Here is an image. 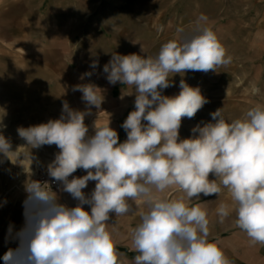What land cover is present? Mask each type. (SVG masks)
<instances>
[{
	"label": "clouds",
	"instance_id": "1",
	"mask_svg": "<svg viewBox=\"0 0 264 264\" xmlns=\"http://www.w3.org/2000/svg\"><path fill=\"white\" fill-rule=\"evenodd\" d=\"M206 25L207 17L201 15L193 34L169 40L156 55L147 54L141 45L140 54L113 53L103 66L109 85L120 83L131 89L127 95H135L134 110L121 125L127 134L124 142L110 120H96L90 134L85 118L104 102L103 90L90 82L72 86L82 94L84 110L63 101L59 118L17 128L22 146L32 150L55 145L59 151L46 166L50 182L31 179L30 165L24 223L19 230L9 225L5 242L16 247L3 254V264H127L107 225L110 214L124 216L133 203L147 210L131 229L132 245L139 253L131 264H231L218 242L209 240L207 211L199 204L190 206L201 194L219 196L222 186L232 204L220 203L219 221L234 212L236 225L250 241L264 244V105L256 104L245 118L231 123L217 109L210 113L214 122L196 125L192 136L181 139L182 119L194 118L209 101L183 78L178 94H162L177 74H207L231 63ZM98 67V60L90 64L93 70ZM92 75L86 72L80 79ZM0 127H6L2 121ZM19 148L0 132V164L23 159ZM28 159L36 157L31 152ZM78 169L86 175L74 176ZM210 174L215 179L210 180ZM89 182L95 187L86 193ZM171 188L184 195H161ZM58 193L69 194L75 206L61 203Z\"/></svg>",
	"mask_w": 264,
	"mask_h": 264
},
{
	"label": "rangeland",
	"instance_id": "2",
	"mask_svg": "<svg viewBox=\"0 0 264 264\" xmlns=\"http://www.w3.org/2000/svg\"><path fill=\"white\" fill-rule=\"evenodd\" d=\"M201 15L207 17L206 26L232 59L215 72H189V85L199 87L209 102L194 118L182 119L181 139L192 136L196 125L214 122L210 113L217 109L231 123L245 118L256 104L264 105V0H0V121L6 126L0 132L10 138L14 149L20 146L23 157L28 159L31 152L36 157L32 162L28 159L31 179L59 149L22 146L25 142L17 134L18 127L59 118L63 101L84 110L82 94L72 91L77 84L94 83L103 90L105 102L113 86L101 71L113 53L140 54L141 45L146 49L157 38L191 35ZM94 60L99 61L95 70L90 68ZM86 72L93 75L81 80ZM96 120L107 122L104 111L92 109L85 118L90 134ZM23 160L0 164V199L17 201L23 194L26 198L24 184L29 175L19 176ZM78 173L86 175L80 169ZM209 179L215 177L210 174ZM222 189L219 196L206 198H229L231 205L228 189ZM133 212L126 215L134 216ZM121 219L110 214L107 226L113 228ZM208 219L210 235L223 231L222 238L209 240L218 242L231 264H264V244H253L236 225L235 215L223 223L218 217ZM120 254L131 264L139 253Z\"/></svg>",
	"mask_w": 264,
	"mask_h": 264
},
{
	"label": "crops",
	"instance_id": "3",
	"mask_svg": "<svg viewBox=\"0 0 264 264\" xmlns=\"http://www.w3.org/2000/svg\"><path fill=\"white\" fill-rule=\"evenodd\" d=\"M173 32V31H172ZM167 38H160L162 40L155 39L152 46L145 49L146 53L149 55H156L161 47L162 44L168 42L169 40H179V37L176 36V34H169L166 35ZM103 73V70L101 71ZM188 76L189 72L185 73L183 77L181 75L177 74L173 76L171 79L173 81V86L165 89L163 91V95L166 96H174L179 93V82L183 78L188 83ZM189 84V83H188ZM131 89H129L125 85H121L120 83H117L115 86H113L108 93L109 96L107 97L106 101L103 102L101 105V108L98 111H104L105 117L107 118V121L110 120L111 125H113L114 129L117 131L119 135L120 142H124L127 139V134L125 130L121 127L124 120L127 118V115L130 111L134 110V100L135 95H127ZM121 96H123V99H121ZM94 110H97L93 108ZM106 122V120H105ZM95 187V182H89L88 187L84 189L86 193H90ZM223 190V189H222ZM60 196V202L66 203L68 206H75L76 201H74L71 196L67 193H58ZM162 195L165 196H174L175 198L184 195L179 189L177 188H171L166 190V192ZM208 197V196H207ZM210 197V196H209ZM212 198V196H211ZM207 199L206 196H203L201 194L200 200H195L193 198V201L191 202V205L199 204L204 210L207 211L208 217L217 218L216 209L218 208V202L219 203H227L230 204L229 198L223 199V197L220 200L214 201V199ZM25 200V195L21 196L17 201H11L8 199H0V264H3V254L8 250L9 247H16V244L13 243H6L5 237L8 233L9 225H14L16 230H19L23 223H24V217H23V201ZM6 201V203H3ZM141 207L143 210L141 211ZM86 210L90 209L88 206H85ZM147 210V206L144 204H136L133 203V210L134 216H127L124 215V220H119L116 226L108 227L107 230L112 234L113 242L115 245L116 250L119 253L124 254H132V253H138L135 248L132 245V238H131V229H133L139 222H140V213ZM139 211V212H138ZM232 215H235L233 212ZM132 217V218H131ZM127 219V220H126ZM127 222V225L125 224ZM212 227V225L210 226ZM211 231H216L214 229H211ZM114 232V233H113ZM223 231L221 230L220 234H212L209 236L211 239L216 238H222Z\"/></svg>",
	"mask_w": 264,
	"mask_h": 264
},
{
	"label": "built area",
	"instance_id": "4",
	"mask_svg": "<svg viewBox=\"0 0 264 264\" xmlns=\"http://www.w3.org/2000/svg\"><path fill=\"white\" fill-rule=\"evenodd\" d=\"M73 175L74 176H79L78 170ZM35 180L49 181L50 182V177H48V175H47L46 167L45 168H41V166H40L38 168V173H37V176L35 177ZM52 188H53V191H57L58 190V185L53 183L52 184Z\"/></svg>",
	"mask_w": 264,
	"mask_h": 264
},
{
	"label": "bare ground",
	"instance_id": "5",
	"mask_svg": "<svg viewBox=\"0 0 264 264\" xmlns=\"http://www.w3.org/2000/svg\"><path fill=\"white\" fill-rule=\"evenodd\" d=\"M19 152L21 153L20 150H19ZM13 159H15V157H13ZM23 161H24V164H23V167L21 168V170L19 171V174H20L19 176L21 177V179H24V178L26 179V178H28L29 169H30V165L31 164H30L29 160L26 157H24ZM31 173H32V168H31ZM37 173H38V168H37L36 176H37Z\"/></svg>",
	"mask_w": 264,
	"mask_h": 264
}]
</instances>
